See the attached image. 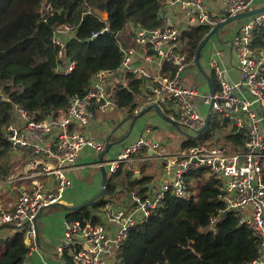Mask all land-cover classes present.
<instances>
[{"label": "built area", "instance_id": "built-area-1", "mask_svg": "<svg viewBox=\"0 0 264 264\" xmlns=\"http://www.w3.org/2000/svg\"><path fill=\"white\" fill-rule=\"evenodd\" d=\"M255 1L220 0L221 6L216 12L211 10L207 0H168V4L182 15L186 27L201 25L211 30L224 20L247 11ZM56 12L46 1L39 4L38 13L44 22ZM259 28H264V12L245 19L232 36L239 74L236 82L225 78L227 71L220 62L222 54L215 51L202 74V84L186 85L182 76L195 65V58H187L180 46L178 28L166 22L161 28L136 29L137 49L126 48L118 41L122 53L118 68L93 74L84 95L70 99L64 117L37 122L15 106L14 121L6 127V138L11 144L12 156L22 151L29 160L23 172L0 181V230L8 227L14 233H21L27 255L37 252L36 215L61 202L71 186L67 175L85 150L102 154L108 146L106 139H96L72 126L87 127L96 112L104 114L116 108L109 99V86L119 75L139 74L138 77L145 80L146 90L133 114L151 106L158 107L178 129H186V135L195 137L206 119V114L194 106L195 101H200L206 110L211 107L209 123L213 119L226 123L230 129L244 135V144L235 149L230 143L205 142L181 148L165 157L163 172L172 178L164 183L160 192L142 197L132 191L129 195L135 207L131 211L106 205L104 218L115 229H107L91 219L66 220L57 253L67 252L70 264H113L116 251L129 230L145 222L150 212L161 205L167 192L179 199L190 197V179H195L194 174L202 170L221 180L218 198L224 209L218 215L234 211L238 225L245 226L258 240L257 257L245 264H264V49L254 45V32ZM74 32L73 25L58 26L53 32V41L62 49L63 39ZM141 62L144 68L139 67ZM73 67L74 63L68 64L62 73L68 74ZM207 78L211 80V88ZM158 147L142 135L113 160L103 159L95 166L109 175L115 174L140 152L154 151ZM44 179L51 185L46 187ZM19 182L23 184L21 190L12 202L6 203V186ZM215 221L216 217L210 218L211 227Z\"/></svg>", "mask_w": 264, "mask_h": 264}, {"label": "trees", "instance_id": "trees-1", "mask_svg": "<svg viewBox=\"0 0 264 264\" xmlns=\"http://www.w3.org/2000/svg\"><path fill=\"white\" fill-rule=\"evenodd\" d=\"M44 1L57 10L46 22L38 13L39 4ZM165 1L0 0V181L15 172L11 144L6 138V127L14 121L15 106L37 122L64 117L70 99L84 95L93 74L118 68L122 60L118 41L122 42L120 37L127 26L163 27L161 12ZM102 12L107 14L106 21L99 16ZM63 24L73 25L75 32L60 49L53 41V32ZM209 30L197 25L181 32L180 46L189 60L196 58ZM254 45L264 49V28L254 32ZM70 63H74L72 71L63 74ZM145 84L138 76L124 74L119 82L109 86V99L127 117L135 118L133 111L146 90ZM179 130L185 135L182 148L217 143L221 138L235 149L244 144L242 133L216 119L195 137ZM133 174L131 169L121 167L114 177L106 178L104 195L94 200L91 211L85 208L70 212L68 220L91 219L99 223L94 211L109 204L117 190L112 180L117 177L128 194L136 190L140 196H147L151 178H133ZM194 177L199 183L195 194L179 199L167 192L146 221L129 230L113 264H245L257 257L258 240L245 226L238 225L234 211L218 215L224 209L218 198L221 180L202 170ZM190 189L193 190L191 186ZM213 217L216 221L211 227ZM27 251L21 233L2 238L0 264H22Z\"/></svg>", "mask_w": 264, "mask_h": 264}, {"label": "crops", "instance_id": "crops-1", "mask_svg": "<svg viewBox=\"0 0 264 264\" xmlns=\"http://www.w3.org/2000/svg\"><path fill=\"white\" fill-rule=\"evenodd\" d=\"M207 2L213 12H216L221 6L220 0H207ZM261 4H264V0H256L254 5ZM161 16L163 17V24L167 22L178 28L180 42L181 32L191 26L186 27L182 15L176 11L174 7L169 6L168 0L164 3ZM238 23L239 22L236 23L237 26ZM236 25L234 24L230 28H228V26H225V28L223 27V29L219 31L220 33L213 36L209 42H207L199 53L198 66H190L183 73L182 79L186 85L190 87H197L202 84V74L205 73L204 69L206 68L207 62L215 51H219L222 54L220 62L221 66L227 71L224 74L225 78L232 82H236L238 80L239 74L236 68L234 50L231 45L232 36L235 33V30H237ZM194 106L198 111L207 115V110L200 101H195ZM117 111L120 110L117 108L109 109L105 115L108 116L111 112L112 115L110 117L111 120H113L115 118V112ZM100 114L102 113L96 112L94 120L91 121L87 127L80 128L79 126H72L74 129L80 128L79 130H76L87 133L96 139H106L108 145H110V149L106 154H104V152L102 154H96L89 150H85L79 156L76 161V165L67 175L71 181V186L64 192L60 202L66 207L78 206L88 201L96 200V198L100 196V192L102 190V169L95 166V164L99 162V158L102 156V160H113L128 145L135 142L142 135L148 137L153 143H157L159 146L158 149L154 151L140 152L131 160L128 166L122 167V170H124V168L131 169L134 173L133 178H140L143 176L151 178V181L147 184V197L160 192L164 183L170 181L172 178L171 175H166L163 172V159L182 148L181 143L184 140L185 135H183V133L180 132L176 126L160 119L157 116L158 114L153 110L143 116H137L140 114L139 113L136 115V118H129L126 116V112H124V115L131 119V123L128 131L124 133V138L121 139L120 136L114 135V133L119 134L118 127L115 129L112 127L114 120H102ZM20 156L24 159L22 166H25V162L29 159L26 160L25 156L22 154H20ZM20 168L22 169L23 167ZM103 171L106 173V178L114 175H108L106 170ZM113 177L111 178L113 179ZM190 180L195 179L191 178ZM112 181L116 183L117 187L113 198L114 200L116 199V202L119 201V205L114 203V207L121 208L126 211L133 210L135 204L126 191L124 184H121L120 177H117L116 180ZM42 182L46 185V187L51 185L46 179ZM22 186L23 184L21 182L13 185H7L5 202H12L15 195L21 190ZM54 208H59V212H43L45 209L50 210ZM85 208L91 211V205ZM45 209H43L39 219L37 220L39 249L36 253L27 255L24 262L26 264H70L67 252H64L63 254L57 253V247L60 245L62 240L64 222L68 220L67 217L70 212L63 210L60 207H47ZM94 215L99 218V224L104 225L107 229L116 228L114 225L106 222L103 215V209L99 210V212L94 211ZM10 233L11 235L14 234V232L8 227L4 228L2 231L0 230V239L8 238L7 235Z\"/></svg>", "mask_w": 264, "mask_h": 264}, {"label": "water", "instance_id": "water-1", "mask_svg": "<svg viewBox=\"0 0 264 264\" xmlns=\"http://www.w3.org/2000/svg\"><path fill=\"white\" fill-rule=\"evenodd\" d=\"M264 12V4H261V5H252L248 8L247 11H244V12H241L233 17H230L226 20H224L223 22L219 23L218 25H216L214 28H212L209 33L207 34V36L204 38L200 48L197 50V54H196V58H195V65L198 66V58H199V53L200 51L203 49V47L207 44V42H209V40L213 37V36H216L219 31L229 25L230 23H233V22H236V21H242L244 19H247L249 17H252L254 15H257V14H260ZM99 16L101 18L102 21H106L107 20V14L105 12H102V13H99ZM207 83H208V86L211 88V80L210 78H207ZM151 110L155 111V113H157L163 120H165L166 122L174 125L177 127V125L172 122L165 114H163L160 109L158 107H154V106H151V107H148L146 108L145 110H143L139 115L137 116H143L145 115L146 113L150 112ZM210 116H211V107L208 108L207 110V115H206V119H205V124L203 126V128H201L199 131H198V135H201L203 132H205L209 126V120H210ZM136 118V116H135ZM110 149V145H108L104 151V154H106L108 152V150ZM102 160V156L99 158V161ZM101 174H102V180H101V185H102V190L100 192V195L103 196L104 195V192H105V183H106V173L105 171H101ZM94 201H88L84 204H81V205H78V206H73V207H66L64 205H62L61 203H56L54 205H51L49 206L50 208H53V207H60L62 208L63 210L67 211V212H74V211H79L81 209H84L85 207H88L90 205H92ZM41 215V212L39 214L36 215L35 217V222H37V220L39 219Z\"/></svg>", "mask_w": 264, "mask_h": 264}, {"label": "rangeland", "instance_id": "rangeland-1", "mask_svg": "<svg viewBox=\"0 0 264 264\" xmlns=\"http://www.w3.org/2000/svg\"><path fill=\"white\" fill-rule=\"evenodd\" d=\"M245 20V19H244ZM244 20H242V21H236V22H233V23H230L229 25H227L228 26V28H230V27H232L234 24L236 25V23L237 22H239L238 23V26L236 25V29H238V27H239V25H240V23L241 22H243ZM226 26V27H227ZM131 26H127V28H126V30L124 31V33H122V35H121V37H120V40L122 41V42H120V43H122V44H124V46H126V45H128V47L127 48H132V49H137L138 48V46H137V44L135 43V40H134V33H135V30L137 29V27H134V31H132L131 30V28H130ZM225 28V27H224ZM223 29V28H222ZM221 29V30H222ZM236 31V30H235ZM220 33V32H219ZM64 40V42L66 41V38H64L63 39ZM140 68H144L145 66L142 64V65H140L139 66ZM139 74H135L134 76H138ZM122 79V76L121 75H119L117 78H116V80H114L115 82H119V80H121ZM201 81H202V79H201ZM106 113H102V114H100V117H102V120L104 119H107V120H109V121H113L114 120V122L112 123V127H113V129H115V128H117L118 127V130H119V134H117V133H114V135H117V136H120V138H124V136H125V134L124 133H126L127 131H128V129H129V126H130V123H131V119H129V118H127L125 115H124V112H122L121 110L120 111H117V112H115V118L113 119V120H111V115H112V113L110 112V114H108V116H106L105 115ZM160 119H162L159 115H157ZM163 120V119H162ZM216 122L217 123H219V124H221V121L219 120V119H216ZM76 129H80V128H76ZM183 131L185 132V133H187V130L186 129H183ZM146 134V133H145ZM208 141H210V140H208ZM223 143H228V142H225V140L223 139V138H221V139H219L218 140V142L216 143V144H223ZM19 153V154H18ZM24 152H17V154L16 155H14V156H12V158H13V165H14V171L15 172H13V175H15L16 173H20V172H23L24 171V169H25V166H22V163L24 162L23 160V158L20 156V154H22L23 156H24V154H23ZM25 158H26V160L28 159V157H26L25 156ZM27 162H25V164H26ZM24 164V165H25ZM20 167H23L22 169L20 168ZM126 167V166H125ZM124 169H127V168H124ZM206 172V171H205ZM206 174H208V172H206ZM109 175V174H108ZM209 175V174H208ZM190 183H191V187L193 188V190L191 191V192H194V194H195V192L197 191V188H198V184L199 183H197L196 182V179L195 180H190ZM133 191H136V190H133ZM114 197V196H113ZM116 200V199H115ZM114 200V198H112L111 200H109V205H111V206H115L114 205V203H116V205H119V201L118 202H116ZM47 211H50V212H52V213H58L59 212V208H54V209H50V210H48V209H45L43 212L45 213V212H47ZM7 236H11V233L9 234V235H7Z\"/></svg>", "mask_w": 264, "mask_h": 264}]
</instances>
